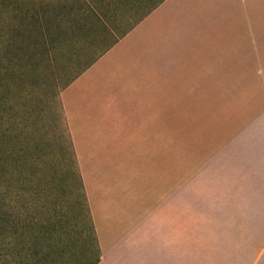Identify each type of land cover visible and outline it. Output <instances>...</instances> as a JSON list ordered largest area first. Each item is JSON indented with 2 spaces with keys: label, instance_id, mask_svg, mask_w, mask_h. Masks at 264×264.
<instances>
[{
  "label": "crops",
  "instance_id": "obj_1",
  "mask_svg": "<svg viewBox=\"0 0 264 264\" xmlns=\"http://www.w3.org/2000/svg\"><path fill=\"white\" fill-rule=\"evenodd\" d=\"M259 65L264 0H165L62 91L98 264L186 263L184 170L170 180L169 145ZM244 107L219 133L222 164L209 160L217 186L193 190L206 264H264V102Z\"/></svg>",
  "mask_w": 264,
  "mask_h": 264
},
{
  "label": "rangeland",
  "instance_id": "obj_2",
  "mask_svg": "<svg viewBox=\"0 0 264 264\" xmlns=\"http://www.w3.org/2000/svg\"><path fill=\"white\" fill-rule=\"evenodd\" d=\"M157 1L0 0V264H20L24 256L35 264L42 254L43 264H82L95 257L61 93ZM253 75L234 82L237 95L218 97L215 111L202 113L196 128L192 119L186 122L184 140L169 145L170 180L176 168L184 170L185 264L208 262L196 251L208 247L195 233L200 213L193 209L199 195L193 190L217 186L208 164L215 157L217 168L222 164L219 133L246 116L235 111L253 100L264 102V65ZM232 170L239 172L236 165ZM208 198L206 193L207 204Z\"/></svg>",
  "mask_w": 264,
  "mask_h": 264
},
{
  "label": "trees",
  "instance_id": "obj_3",
  "mask_svg": "<svg viewBox=\"0 0 264 264\" xmlns=\"http://www.w3.org/2000/svg\"><path fill=\"white\" fill-rule=\"evenodd\" d=\"M165 0H158L157 1V3L145 14V16H143L142 17V19L139 21V22H141L147 15H149L154 9H156L161 3H163ZM138 22V23H139ZM137 23V24H138ZM135 27V26H134ZM125 35V34H124ZM123 35V36H124ZM122 36V37H123ZM119 40V39H118ZM117 40V41H118ZM116 41V42H117ZM115 42V43H116ZM114 43V44H115ZM113 44V45H114ZM113 45H111L108 49H110ZM108 49H106L103 53H105ZM102 53V54H103ZM97 59H95L90 65H92L95 61H96ZM89 65V66H90ZM88 66V67H89ZM92 231H93V245H92V248L94 249V253H95V257L93 258V260H89V261H86V262H84V263H82V264H98L99 262H100V259H101V251H100V248H99V245H98V240H97V238H96V234H95V230H94V226L92 227ZM47 255V254H46ZM42 256H43V254L41 255V256H39V258H37V261L35 262V264H43L42 263V260L45 258V256H43V258H42ZM47 261H48V259H47ZM73 261H74V259L71 261V260H69V263L70 264H73ZM20 264H34V262H32V260L31 259H29L28 258V256H24V258H23V260L21 261V263Z\"/></svg>",
  "mask_w": 264,
  "mask_h": 264
}]
</instances>
